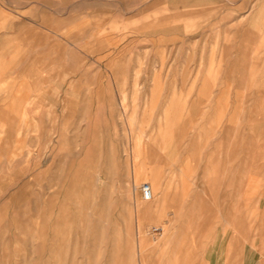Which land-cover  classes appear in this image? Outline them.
Wrapping results in <instances>:
<instances>
[{
    "label": "rangeland",
    "instance_id": "rangeland-1",
    "mask_svg": "<svg viewBox=\"0 0 264 264\" xmlns=\"http://www.w3.org/2000/svg\"><path fill=\"white\" fill-rule=\"evenodd\" d=\"M251 32L264 46V0H0V264H169L189 207L147 218L143 251L135 186L147 206L151 156L180 165L191 140L205 150L227 126L221 87L237 96L245 148L264 90V54L249 57L256 75L235 63ZM167 176L172 187V174L155 179Z\"/></svg>",
    "mask_w": 264,
    "mask_h": 264
},
{
    "label": "crops",
    "instance_id": "crops-1",
    "mask_svg": "<svg viewBox=\"0 0 264 264\" xmlns=\"http://www.w3.org/2000/svg\"><path fill=\"white\" fill-rule=\"evenodd\" d=\"M256 17L257 14L250 23L252 31L257 28ZM259 36L258 33H249L244 43L247 51L243 57L235 58V63L240 62L242 65H239L247 70L248 67L250 68L252 73L246 72V76L256 75L259 71V68L250 64L252 60H249V57L254 54H264L263 42L259 45ZM260 76L257 75V77ZM214 93L216 102L220 104V110L223 107H229V122L223 127L220 124L215 133L206 134L205 147H203L205 150H201L200 140L194 138L185 147L187 151L182 148L180 165L173 164V157L164 164L160 157L151 156L149 178L157 188L165 189L164 198L161 194L160 196L157 194L151 202L147 201L152 207L149 213L151 219L155 220L156 217L163 216L170 204L169 201L173 203L176 201L182 204L183 208L189 207L188 218H184L185 213L181 217V221L189 223V229L184 230L182 235L175 232L178 235H169L157 245L163 246L161 247L163 250L167 249L174 237H180L175 242L176 245H173L175 257L168 259L169 264H178L180 261L186 264V261L195 262V260L198 264H264V90L260 92L262 95L255 103V113L251 117L252 123L248 126L251 132L247 137V143L245 148L240 150H238V130L235 123L239 109L237 96L226 87H221ZM211 140L213 147L209 148L208 144ZM195 142H198V145ZM223 159H229L230 164L225 166L227 168L225 170H223ZM237 159H240L242 165L240 170ZM176 162L178 163L179 160L177 159ZM223 172L230 174V180L225 183L227 185L225 189L223 188ZM164 173L174 176L172 187L168 181L169 176L166 177L165 187L155 179V175ZM223 190L226 191L223 192ZM156 196L158 197L155 198ZM223 205L232 207L229 213L231 221L229 231H224L225 228L222 225ZM255 214H258L261 229L254 232ZM168 227L165 224V229L162 230L167 233ZM181 236L187 241L181 239ZM196 239H203L202 244L198 245L201 248L198 255H204L197 259L194 245ZM185 241L187 244L184 249H181L180 246ZM154 244L152 243L149 247L153 248ZM181 253H185L186 256L181 257Z\"/></svg>",
    "mask_w": 264,
    "mask_h": 264
},
{
    "label": "bare ground",
    "instance_id": "bare-ground-1",
    "mask_svg": "<svg viewBox=\"0 0 264 264\" xmlns=\"http://www.w3.org/2000/svg\"><path fill=\"white\" fill-rule=\"evenodd\" d=\"M133 130V129H132ZM134 131V130H133ZM137 140V139H136ZM138 143V142H137ZM137 151V150H136ZM147 176V175H146ZM137 177H138V175H137ZM100 179H102V178H100ZM148 180L150 179V178H147ZM136 184L139 182V177L138 178H136ZM149 183H150V186H151V189H152V191H153V198H154V196L155 195H157L158 194V196H160L159 194H161V197L162 198H164V196H165V189L164 190H162V187H158L157 188V186L155 185V183L154 182H151V181H149ZM136 189H137V187L135 186V203H134V210L135 211H137L138 212V215L140 216L139 218V222H140V229H141V227L143 226V228L145 229V230H140V232H144V234H143V238L144 239H141L140 240V243H139V246L142 248H144V250L143 251H145L152 243H151V241H149L148 239L146 240L145 238H147V237H145V235H147L148 233H147V231L149 232V230L153 227H151V225L149 224V225H145V220L148 218V220L150 219V220H152L151 218H150V215H149V213H150V211H151V209H152V207H150L149 206V204H148V206L145 208L144 207V205H145V203H143V201L142 200H140L139 198H137V191H136ZM134 192V191H133ZM144 200V199H143ZM144 201H146V200H144ZM162 208H164V207H162ZM133 212V211H132ZM165 229V228H164ZM146 231V232H145ZM148 242H149V244H148ZM154 244V243H153Z\"/></svg>",
    "mask_w": 264,
    "mask_h": 264
},
{
    "label": "built area",
    "instance_id": "built-area-1",
    "mask_svg": "<svg viewBox=\"0 0 264 264\" xmlns=\"http://www.w3.org/2000/svg\"><path fill=\"white\" fill-rule=\"evenodd\" d=\"M142 198L146 201H151L153 199V191L149 185H145L142 188Z\"/></svg>",
    "mask_w": 264,
    "mask_h": 264
}]
</instances>
